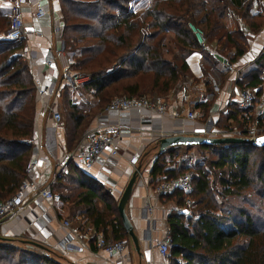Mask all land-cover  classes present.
<instances>
[{"label": "trees", "instance_id": "16d2710c", "mask_svg": "<svg viewBox=\"0 0 264 264\" xmlns=\"http://www.w3.org/2000/svg\"><path fill=\"white\" fill-rule=\"evenodd\" d=\"M131 1L60 0L64 48L72 56V69L91 78L83 93L95 98L88 106L77 105L70 87L64 86L68 151L76 148L92 120L115 96H165L176 83L192 76L188 57L193 53L202 55L204 76L217 66L197 42L190 23L204 30L209 43L216 40L218 54L232 63L247 51L250 35L231 28L229 17L239 18L252 32L264 26V14L252 12L254 0H150L141 14L131 8ZM9 25L10 16L0 11V35ZM169 33L176 49L170 57L165 51ZM83 41L90 43L81 45ZM24 48L25 40L0 36V200L19 190L33 152L38 96L30 65L21 54ZM263 60L262 54L240 72V88L262 83ZM210 105L201 104L205 120ZM240 113L232 104L215 125L230 128L229 120L238 121ZM193 148L211 157L194 165L189 213L181 212L186 199L182 190L161 196L176 205L167 218L172 236L168 264H264V146L168 147L153 162L151 184L191 169L188 159L182 158ZM52 191L73 217H80V229L90 223L108 240L131 239L118 201L74 160L57 177ZM0 264L71 263L43 245L0 236Z\"/></svg>", "mask_w": 264, "mask_h": 264}, {"label": "crops", "instance_id": "0c3cea01", "mask_svg": "<svg viewBox=\"0 0 264 264\" xmlns=\"http://www.w3.org/2000/svg\"><path fill=\"white\" fill-rule=\"evenodd\" d=\"M52 6V15L39 20L34 16L35 7L24 8L26 34L22 39L25 40L23 52H27L24 59L30 65L36 88H54L57 85L59 98H62L65 85L61 82L60 69L63 62L70 60L71 55L65 50L62 39L64 22L60 0H53ZM9 8V0H0L2 13L7 14ZM168 37L171 45H174L173 33H169ZM263 44V36H256L245 54L234 63L235 66L245 69L254 64L264 53H261ZM172 48L168 47L170 50ZM201 58L202 55L199 53L190 55L188 62L192 76L179 81L165 96L160 97L167 103V114L161 115L149 109L126 112L122 123L131 129V133L117 141L120 154L115 158H108V153L105 152L90 169L83 168L86 173L102 183L118 203L134 171L141 168L126 205V213L139 238V251L130 239L122 257L109 256L96 246L98 233L94 227L89 223L80 229L78 227L80 217H73L67 205L59 200L56 193L52 201L34 199L32 194H28L24 200L28 205L24 213L3 223L0 227V236L38 242L70 263L117 264L118 260H122V264H168V257L159 252L158 244L168 227V215L176 205L174 202L165 201L161 196L166 194H157L154 191L156 185L151 184L150 171L154 162L153 156L159 154V140L175 134L202 135L207 120L203 118L201 104L211 103L209 115L214 112V121L225 115L232 104L239 108L240 87L236 72L226 69L218 60L216 61L218 67H212V72L210 71L205 78ZM207 80L211 82L209 86ZM70 96L72 101L80 106H88L87 104L95 99L92 94H84L82 88L75 92L70 89ZM37 103L34 137L37 141L42 138L47 140L46 143L49 145L41 151L40 165L31 177L50 183L52 189L68 152L66 130L63 122L56 125L50 117L38 110L39 98ZM188 111H195L196 119H189ZM99 114L100 112L92 120L90 128L97 124L109 125L117 120L115 114H109L107 118H99ZM240 115L239 123L242 122ZM234 122L232 119L229 120V123ZM233 125L231 124L230 128L234 127ZM134 156L138 157L136 165L130 162ZM147 197L154 206L151 214L145 204ZM66 220L70 221L72 228L63 225ZM62 242H67L68 245L62 246Z\"/></svg>", "mask_w": 264, "mask_h": 264}, {"label": "built area", "instance_id": "2783aa9c", "mask_svg": "<svg viewBox=\"0 0 264 264\" xmlns=\"http://www.w3.org/2000/svg\"><path fill=\"white\" fill-rule=\"evenodd\" d=\"M10 2V25L6 33L2 35L3 38L9 41L22 40L26 34V24L24 19V8L35 7L34 16L36 19H42L45 16H50L53 13V0H9ZM258 6H254L257 9ZM258 11V10H256ZM190 28L194 33L197 42L210 56L214 57L216 61H221L223 66L228 70H234L236 74L240 75L242 68L236 67L234 63L228 59H221L216 52L209 47L206 34L202 28L196 27L194 24H190ZM27 55V52L22 53ZM264 55V53H263ZM71 59H67L62 63L60 69L61 82L64 85H68L72 91H78L86 83L90 81V76L82 73L75 72L71 66ZM260 77L262 83L256 87L240 88L238 91L239 96V108L241 109L240 118L242 119V126L231 128H217L215 125L214 112H211L206 121V129L204 130V136L211 137H243L248 139H255L264 134V66L261 70ZM258 95V92H260ZM40 107L38 110L44 115L49 116L56 125H61L63 121L62 114L57 107V101L59 99V88L57 85L54 88L41 87L37 88ZM263 95V96H262ZM149 109L157 112L158 114H167V103L164 99L157 96H129L119 95L115 96L110 103L99 114V118H104L109 114H115L117 120L109 125L97 124L96 126L88 129L83 135L76 148L72 151H68L65 155V162L59 173L65 170L66 165L70 160H74L82 168L90 169L101 156L107 152L108 158H115L118 156L119 150L117 147V141L124 135L131 133V129L122 123V119L125 118L126 112L130 110H142ZM187 117L189 119H196L197 114L195 111H188ZM107 118V117H106ZM260 121V122H259ZM49 143L43 141H37L33 139V152L31 160L27 167V178L22 182L19 190L11 197L0 200V227L7 220L22 216L25 208L28 206L25 203V198L28 194H32L34 199L43 198L47 201L55 199V194L51 189L50 183H44L39 179H33L31 175L37 170L41 161V151L48 148ZM159 154L153 156V160L158 159ZM130 162L134 165L138 163V157L134 156L130 159ZM193 172L187 170L177 178H167L163 176L154 188L157 194H169L176 189L182 190L185 195V207L191 209L193 200L189 195L192 190V178ZM33 199V200H34ZM146 208L151 214L154 210V206L149 197L146 198ZM63 225L72 228L69 220L63 222ZM62 246L66 247L67 242H62ZM172 245V236L170 228L164 232L161 241L158 244L159 252L167 256L170 252ZM96 246L99 249L104 250L109 256L118 255L123 256L128 246V240H108L102 233H98L96 236ZM117 264H122V260H118Z\"/></svg>", "mask_w": 264, "mask_h": 264}, {"label": "water", "instance_id": "95a60500", "mask_svg": "<svg viewBox=\"0 0 264 264\" xmlns=\"http://www.w3.org/2000/svg\"><path fill=\"white\" fill-rule=\"evenodd\" d=\"M8 14H10V10H8ZM70 59L72 61V56ZM156 98H157V94L154 95V99ZM233 143H248V144H253L256 146H264V134L258 136L257 138L253 140L248 139V138H243V137H232V136L211 137V136H204V135L175 134V135H169V136L162 137L159 140L158 149H159V154H161L168 147L177 146V145H186V146L203 145V144L204 145H219V144H233ZM140 170L141 168L139 167L134 171L118 203V210L122 218L123 225L126 231L129 233L135 245L136 250L138 251L140 249L139 238L136 235L134 231V226L126 213V205L130 199L133 186L140 174ZM181 212L184 214H188L189 209L186 207H183L181 209ZM32 243L38 246L41 245L40 243L34 242V241ZM71 264H76V263L72 262Z\"/></svg>", "mask_w": 264, "mask_h": 264}, {"label": "rangeland", "instance_id": "374dc122", "mask_svg": "<svg viewBox=\"0 0 264 264\" xmlns=\"http://www.w3.org/2000/svg\"><path fill=\"white\" fill-rule=\"evenodd\" d=\"M149 1L150 0H132L131 1V3H130V5H131V8L136 12V13H138V14H141L146 8H147V6L149 5ZM254 6H258L257 7V9L256 8H254ZM256 10H258V11H256ZM252 12L253 13H259V14H264V0H254V2H253V6H252ZM6 15H8L9 16V14L7 13ZM231 15H233V14H231ZM239 21H237V20H235V19H232V16H230L229 17V21H231L232 22V24H230V26H231V28L233 27V28H236V27H239L240 29H242L246 34H248V35H250V40H249V42H248V46H247V49H248V47H250V43H252V41L254 40V38L256 37V36H258V35H260V36H263V38H264V26H263V28H261L258 32H252L247 26H246V24L243 22V21H241L239 18H237ZM233 20V21H232ZM190 24H194V23H190ZM196 27H199L198 25H196V24H194ZM199 28H201V27H199ZM4 34V32L2 31V34L0 35V36H2ZM206 36V35H205ZM168 37V36H167ZM206 38H207V36H206ZM207 42H208V45H209V47H211L215 52L216 51H218V43H216V40L215 41H213V42H211V43H209V41H208V39H207ZM87 43H90L89 41H83V42H81V45H84V44H87ZM165 43H167V44H165L166 46H165V51H166V55L168 56V57H170L171 56V50L170 49H168V47L169 46H172L173 48V50L175 51L176 49H174V45H171V42L169 41V37L168 38H166V40H165ZM172 50V51H173ZM264 50V44H263V49H262V51H261V53L262 52H264L263 51ZM23 49L21 50V54L23 53ZM207 53V52H206ZM208 54V53H207ZM216 54L217 55H219L218 54V52H216ZM209 55V54H208ZM220 56V55H219ZM212 57V56H211ZM221 57V56H220ZM214 60H216L214 57H212ZM225 59H228V58H226L225 57ZM229 60V59H228ZM27 61V60H26ZM28 62V61H27ZM218 67V66H217ZM211 71V70H210ZM212 72V71H211ZM205 78H207V75L205 76ZM147 95V94H146ZM145 95V96H146ZM37 96H38V93H37ZM150 97V96H149ZM154 97V96H153ZM38 104V103H37ZM37 104H36V108H37ZM39 104H40V102H39ZM60 106V107H59ZM57 107L59 108V110H60V112H61V114H62V117H63V126L65 127V122H66V114H67V110L65 109V107H64V100H63V98H59L58 99V101H57ZM47 116V115H46ZM49 117V116H48ZM239 120V119H238ZM234 127L235 126H237V127H240V126H242L241 124V122L239 123V121H235L234 123H231ZM43 141L44 142H46L44 139H43ZM211 157V155L210 154H208V153H202L200 150H198L197 148H193L190 152H188V153H186L185 155H184V158H182V156H179V157H177V159L176 160H179L180 158H182V159H188V163H189V165H191V169H188V170H191L192 172H193V174H194V165L197 163V162H201V161H203V159L204 158H210ZM192 198V197H191ZM15 243V242H14ZM17 244H19V243H17Z\"/></svg>", "mask_w": 264, "mask_h": 264}]
</instances>
